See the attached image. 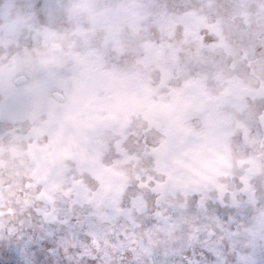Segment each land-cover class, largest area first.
Wrapping results in <instances>:
<instances>
[{
    "label": "clouds",
    "instance_id": "clouds-1",
    "mask_svg": "<svg viewBox=\"0 0 264 264\" xmlns=\"http://www.w3.org/2000/svg\"><path fill=\"white\" fill-rule=\"evenodd\" d=\"M0 264H264V0H0Z\"/></svg>",
    "mask_w": 264,
    "mask_h": 264
}]
</instances>
